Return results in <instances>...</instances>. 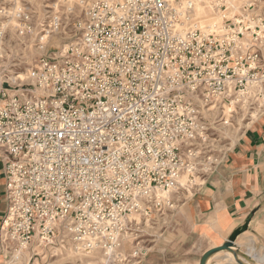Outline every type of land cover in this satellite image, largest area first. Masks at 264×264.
Masks as SVG:
<instances>
[{
  "label": "built area",
  "instance_id": "built-area-1",
  "mask_svg": "<svg viewBox=\"0 0 264 264\" xmlns=\"http://www.w3.org/2000/svg\"><path fill=\"white\" fill-rule=\"evenodd\" d=\"M3 17L0 37L4 23L38 41L69 17L75 28L28 81L0 86L12 263L66 246L122 260L125 237L175 206L180 178L202 175L205 140L264 114V0H58L36 21L17 3Z\"/></svg>",
  "mask_w": 264,
  "mask_h": 264
},
{
  "label": "crops",
  "instance_id": "crops-1",
  "mask_svg": "<svg viewBox=\"0 0 264 264\" xmlns=\"http://www.w3.org/2000/svg\"><path fill=\"white\" fill-rule=\"evenodd\" d=\"M5 210V170L0 160V224ZM170 225L172 229L166 228L156 242L130 247L126 257L112 264H199L204 252L234 231L239 232L235 238L239 250L264 262V114L242 130L220 163L176 210ZM20 258L22 254L14 262ZM0 264L17 263L7 260L0 247ZM206 264L237 263L220 250Z\"/></svg>",
  "mask_w": 264,
  "mask_h": 264
},
{
  "label": "rangeland",
  "instance_id": "rangeland-1",
  "mask_svg": "<svg viewBox=\"0 0 264 264\" xmlns=\"http://www.w3.org/2000/svg\"><path fill=\"white\" fill-rule=\"evenodd\" d=\"M57 1L58 0H0V8L12 7L14 3L23 5L32 12L33 19L36 21ZM79 11L80 9L78 12ZM8 20L9 19L3 17L0 19V22L2 23L3 21L5 22ZM72 21V17H69L59 31L52 33L47 39L44 36L40 38L42 42L49 40L43 48L44 50L39 47L40 42L38 40L33 39L32 36L20 35L10 23H4L2 28L3 33L1 34L2 39H0L1 79L13 81V77L22 75L24 80L16 79V81H28L27 77L29 70L39 56L46 53L60 52L61 48L74 38L75 28L71 23ZM247 125L248 123L246 122H232L228 125L218 127L215 135L211 136L210 139L205 140V150L207 151L205 157H210V161L208 165L200 163L201 169L203 168V170L200 171V174L202 175L195 177V184H189L187 182L181 187L179 194L175 196V206L165 214L163 221L157 226L146 224L143 232L130 234L125 237L123 240V247L119 250L122 259L126 257L130 247L137 245H150L156 242L166 228L169 230L172 229L170 223L176 210H179L184 200L191 196L199 183L202 182L204 178L220 163L222 155L233 144L235 139ZM38 253V255L30 257L31 251H22V258L19 259L17 264H112V261L109 260L107 255L101 250H94L89 253L78 251L77 254L73 253L66 246L52 250L38 249ZM121 264L125 263L122 262Z\"/></svg>",
  "mask_w": 264,
  "mask_h": 264
},
{
  "label": "water",
  "instance_id": "water-1",
  "mask_svg": "<svg viewBox=\"0 0 264 264\" xmlns=\"http://www.w3.org/2000/svg\"><path fill=\"white\" fill-rule=\"evenodd\" d=\"M238 233V231L232 232L229 238H227L224 242L204 252L202 257L200 258L199 264H206L208 258L212 254L220 250H225L231 253L234 261L237 264H257L247 253H243L242 251H240L237 245L235 244V238Z\"/></svg>",
  "mask_w": 264,
  "mask_h": 264
},
{
  "label": "bare ground",
  "instance_id": "bare-ground-1",
  "mask_svg": "<svg viewBox=\"0 0 264 264\" xmlns=\"http://www.w3.org/2000/svg\"><path fill=\"white\" fill-rule=\"evenodd\" d=\"M197 13H198L199 15L204 16V15L209 14L210 11H209L206 7H204V6H199V7H197ZM50 35H51V34H50ZM44 37H46V39H47L49 36H48V37H47V36H44ZM0 39H2V37H0ZM48 41H49V40H45V42H42L41 40H39V42H40V46H39V47L42 48V50H44L43 48H44L45 45L48 43ZM0 43H1V41H0ZM0 50H1V47H0ZM16 79H18V80H24L22 75H21V76H16V77H13V78H12V80H15V81H16ZM179 183H180L182 186H184V185L186 184V176L181 177ZM68 249H70L73 253H77V254H78V251L76 250L75 247H70V248H68ZM24 251H26V250H24ZM88 253H89V252H88ZM88 253H86V254H88ZM229 254H230L231 258L233 259L232 254H231V253H229ZM250 256H251V258H252L253 260H256L257 262L264 264L263 261H261V260L255 258V257L252 256L251 254H250ZM17 259H18V258H17ZM233 260H234V259H233ZM13 261H15V260H13ZM104 264H107V263H104Z\"/></svg>",
  "mask_w": 264,
  "mask_h": 264
}]
</instances>
